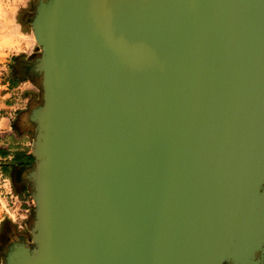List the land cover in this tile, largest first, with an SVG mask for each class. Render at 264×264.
<instances>
[{"label":"water","instance_id":"1","mask_svg":"<svg viewBox=\"0 0 264 264\" xmlns=\"http://www.w3.org/2000/svg\"><path fill=\"white\" fill-rule=\"evenodd\" d=\"M29 243L4 264H264V0H39Z\"/></svg>","mask_w":264,"mask_h":264},{"label":"rangeland","instance_id":"2","mask_svg":"<svg viewBox=\"0 0 264 264\" xmlns=\"http://www.w3.org/2000/svg\"><path fill=\"white\" fill-rule=\"evenodd\" d=\"M31 1L32 0H0V89L4 83L6 74L8 73V75L11 76L9 65L16 57L14 54H22V51H24L25 53L23 54L26 56L27 54L30 55L31 52L38 50L30 25L23 27L18 19L19 13L26 9ZM11 32L14 34H10ZM9 35H11V37ZM8 45L10 46L8 47ZM38 88L40 92V87ZM20 104L21 109L18 112L29 107V100L21 102ZM10 131L13 133V136L10 138V147L12 148V151L20 149L24 151V153L30 152L34 131L31 130L30 127H20L16 129L15 126H11ZM30 192L29 189L28 192L17 194L13 190V187H11L8 176H1L0 223L7 217L19 220V214H26V209L34 208Z\"/></svg>","mask_w":264,"mask_h":264},{"label":"crops","instance_id":"3","mask_svg":"<svg viewBox=\"0 0 264 264\" xmlns=\"http://www.w3.org/2000/svg\"><path fill=\"white\" fill-rule=\"evenodd\" d=\"M23 53L25 52L14 54L16 57L9 65L11 76L6 74L0 89V178L3 175L9 176L8 167L17 161L18 156H24V151L20 149L12 151L10 147V138L13 136L10 129L11 126L14 127L17 112L21 109L20 103L29 100L30 95L39 96V98L42 96L41 77L33 70L30 55L25 56ZM14 62L15 67H13ZM28 153L31 154V151Z\"/></svg>","mask_w":264,"mask_h":264},{"label":"flooded vegetation","instance_id":"4","mask_svg":"<svg viewBox=\"0 0 264 264\" xmlns=\"http://www.w3.org/2000/svg\"><path fill=\"white\" fill-rule=\"evenodd\" d=\"M39 0H32L29 6L19 13L18 19L23 27L29 26L30 21L33 17L35 7ZM38 50L31 52L30 60L34 62ZM16 63L14 62L13 67ZM18 65V64H17ZM20 68V66H18ZM39 75V74H36ZM34 100V103H33ZM41 103V98L39 96L30 95L29 97V107L24 108L18 112L14 126L16 129L20 127H30L34 131V126L28 121V113L31 108L37 106ZM21 131V130H20ZM21 134V133H20ZM25 134V133H23ZM33 157L30 153H24V156H18L15 163L8 167L9 182L13 190L17 194H23L24 192L31 191V183L26 179V172L33 166ZM31 193V192H30ZM26 214H19V220L7 217L3 219L0 223V264L5 263L6 254L9 246L13 242H20L21 238L23 241L28 243L30 237V228L34 215V208L26 209ZM24 215V216H22ZM230 264V263H224Z\"/></svg>","mask_w":264,"mask_h":264},{"label":"bare ground","instance_id":"5","mask_svg":"<svg viewBox=\"0 0 264 264\" xmlns=\"http://www.w3.org/2000/svg\"><path fill=\"white\" fill-rule=\"evenodd\" d=\"M8 32H9V30H8ZM10 34H14V33H10ZM3 35V34H2ZM5 35V34H4ZM23 35V34H22ZM6 36V35H5ZM10 37H11V35H9ZM7 38H8V35H7ZM28 38V37H27ZM31 38H33V37H31ZM3 39V38H2ZM10 39V38H9ZM8 40V39H7ZM4 41H6V40H4ZM7 42V41H6ZM9 42V41H8ZM11 42V41H10ZM12 42H14V41H12ZM17 42V41H16ZM25 42H27V41H25ZM5 44V43H4ZM16 44V43H15ZM10 45H8V47H9ZM13 46V45H12ZM17 48V47H16Z\"/></svg>","mask_w":264,"mask_h":264}]
</instances>
